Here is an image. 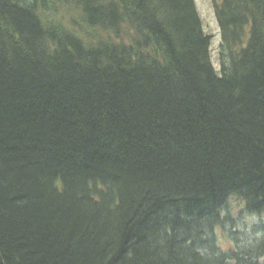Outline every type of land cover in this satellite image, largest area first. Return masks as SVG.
I'll use <instances>...</instances> for the list:
<instances>
[{
    "label": "trees",
    "instance_id": "obj_1",
    "mask_svg": "<svg viewBox=\"0 0 264 264\" xmlns=\"http://www.w3.org/2000/svg\"><path fill=\"white\" fill-rule=\"evenodd\" d=\"M211 2L220 72L194 0H0V264H264V0Z\"/></svg>",
    "mask_w": 264,
    "mask_h": 264
},
{
    "label": "rangeland",
    "instance_id": "obj_2",
    "mask_svg": "<svg viewBox=\"0 0 264 264\" xmlns=\"http://www.w3.org/2000/svg\"><path fill=\"white\" fill-rule=\"evenodd\" d=\"M201 20L204 32L211 35V59L217 72L219 71L220 61L218 58V50L220 44L219 26L214 14L211 0H194Z\"/></svg>",
    "mask_w": 264,
    "mask_h": 264
},
{
    "label": "bare ground",
    "instance_id": "obj_3",
    "mask_svg": "<svg viewBox=\"0 0 264 264\" xmlns=\"http://www.w3.org/2000/svg\"><path fill=\"white\" fill-rule=\"evenodd\" d=\"M211 37V36H210ZM211 50V49H210ZM227 62V61H226ZM223 237V236H222ZM223 239V238H222ZM222 245V244H221ZM223 246V245H222Z\"/></svg>",
    "mask_w": 264,
    "mask_h": 264
}]
</instances>
